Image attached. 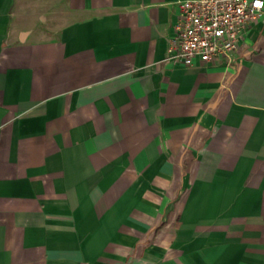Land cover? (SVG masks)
I'll return each instance as SVG.
<instances>
[{
    "label": "crops",
    "instance_id": "crops-1",
    "mask_svg": "<svg viewBox=\"0 0 264 264\" xmlns=\"http://www.w3.org/2000/svg\"><path fill=\"white\" fill-rule=\"evenodd\" d=\"M178 1L0 0V264H264V15L187 66Z\"/></svg>",
    "mask_w": 264,
    "mask_h": 264
},
{
    "label": "built area",
    "instance_id": "built-area-1",
    "mask_svg": "<svg viewBox=\"0 0 264 264\" xmlns=\"http://www.w3.org/2000/svg\"><path fill=\"white\" fill-rule=\"evenodd\" d=\"M173 59L187 66L230 63L252 23L264 15V0H180Z\"/></svg>",
    "mask_w": 264,
    "mask_h": 264
}]
</instances>
